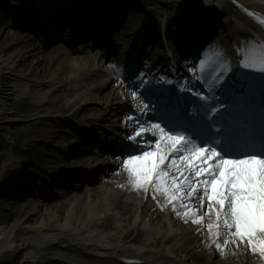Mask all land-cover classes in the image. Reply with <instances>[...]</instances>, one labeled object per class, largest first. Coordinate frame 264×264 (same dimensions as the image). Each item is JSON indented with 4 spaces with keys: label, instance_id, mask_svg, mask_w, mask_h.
Returning a JSON list of instances; mask_svg holds the SVG:
<instances>
[{
    "label": "bare ground",
    "instance_id": "obj_1",
    "mask_svg": "<svg viewBox=\"0 0 264 264\" xmlns=\"http://www.w3.org/2000/svg\"><path fill=\"white\" fill-rule=\"evenodd\" d=\"M21 1L24 2V6L16 7L7 3L10 11L19 14L16 21L20 29L23 25L26 26L24 30H33V24L39 28L40 22L37 19L42 12L44 15L55 14L53 19L49 17L51 25L62 23L61 21L66 18L76 19L77 22L80 20L78 30L85 29L82 33L89 27H97L93 21L98 15L101 18L104 12L105 14L113 12L109 23L115 25L118 17L124 14L122 9L125 3L130 2V0ZM239 1L264 12V0ZM138 2L141 3L142 13L147 16V23L140 29L145 31L146 39L153 37L150 32L155 22L159 24L161 32H164L166 22L167 29L175 27L181 29L187 15L205 13L208 17L215 9L224 15L222 40L228 55L235 56L234 50L238 46L240 48L245 46L243 40L259 37L254 31L259 29L233 6L230 0H206L205 8H201L197 0H138ZM182 4L184 8L180 7ZM178 14L179 19L172 22ZM132 15L133 12L128 18ZM34 19L36 21H33ZM71 26L68 24L65 27V33L71 30ZM22 37L24 35L15 34L14 39L7 45L0 44V193L4 195L14 192L19 194L21 189L31 187L28 173L20 171L25 166L26 157L18 155L15 147L16 137L12 129L17 119H20L19 116L32 115H23L17 111L13 104L15 99H32L34 111L39 115L54 111L61 114L64 111L83 108L87 103L97 105L102 109L99 111L100 114L95 108L90 109L92 111L90 117L81 120L83 124H80L76 131L77 135L92 141V134L90 135L87 129L90 127L87 118L97 119L98 122L101 114L106 116L119 113L127 102L126 93L121 87L116 86L111 69L103 63L107 57L105 54H102L105 57L98 60L94 54L80 55L78 53L81 52L79 49L83 48V43L69 53L57 50L50 55L48 66L42 68L41 73L37 75L32 72L43 66L42 59L34 57L30 64H26L28 51L18 48L22 43ZM52 37L55 36H48V39ZM45 44L52 45L48 42ZM183 48L188 49L189 46L184 44ZM126 56L128 53L122 55L120 63ZM74 111V115L80 113L79 110ZM64 118L65 116L56 117V122L68 124ZM33 119L36 120L37 115L33 116ZM45 123L39 121L38 125ZM35 124L36 122H31L30 125ZM113 131L117 129L114 127L106 129L103 132L105 136L97 140L96 144L103 142L104 147H113L112 141L116 140ZM54 136V130H32L25 145L36 142L48 144ZM81 136L74 137V141L78 142ZM106 138L111 142H106ZM78 146H72L75 154L70 155L74 157L66 159L69 164L82 161L84 153L78 152ZM22 151H25V148ZM24 153L27 156L31 154L29 150ZM93 154L95 156L91 157L89 163H92L90 168L96 177L97 186L88 185L86 189L84 186L78 191L73 188L72 192L67 191L64 201H59V204L52 202L48 197L28 205L24 204L15 220L0 224V264H126L122 261L124 257L138 258L142 264H264V260H261L258 254L238 253L234 256L229 252L226 257H220L214 247L206 248L201 242L203 237L195 231L196 225L190 221H181L170 209L161 210L151 195L146 196L143 190L132 189L127 183V174L122 169L120 170L122 173L113 174L111 170L100 172V168L107 171L109 165L116 166L115 157L107 156L106 162H103L99 159L98 152L93 151ZM96 170L99 171L96 173ZM56 171L57 168H54L50 173ZM2 203L0 201V204ZM30 214H36L39 219L35 224L25 225L31 219ZM139 226L149 231L145 244L127 245L124 240L128 232ZM152 237H159L165 244L170 242L178 244V247H184L185 251L187 250L184 260L176 256L173 249L177 247L169 248L167 251L157 249V241ZM187 245H194L198 250H202L205 260L195 257L192 254L194 249L186 248Z\"/></svg>",
    "mask_w": 264,
    "mask_h": 264
},
{
    "label": "snow or ice",
    "instance_id": "obj_2",
    "mask_svg": "<svg viewBox=\"0 0 264 264\" xmlns=\"http://www.w3.org/2000/svg\"><path fill=\"white\" fill-rule=\"evenodd\" d=\"M197 2L206 7V0ZM199 25L195 13L184 18L173 37L177 49ZM164 27L167 46V22ZM208 51L201 45L175 79L171 69L125 75L110 65L131 102L121 121L117 172H126L130 187L150 194L161 210L196 225L201 242L220 257L247 253L264 260V42L238 46L235 65L227 53Z\"/></svg>",
    "mask_w": 264,
    "mask_h": 264
},
{
    "label": "rangeland",
    "instance_id": "obj_3",
    "mask_svg": "<svg viewBox=\"0 0 264 264\" xmlns=\"http://www.w3.org/2000/svg\"><path fill=\"white\" fill-rule=\"evenodd\" d=\"M8 0H0V7H4L5 3L7 4ZM19 3V1H17ZM1 10V8H0ZM130 11V10H126ZM17 22L14 20V15H5L0 11V44L2 45H7L10 43L13 39L15 34H22L24 37L21 38L22 43L19 44L18 48H20L23 51H28V55L26 57V64H30L32 59L34 57L38 59H42V65L40 68H36L33 70L32 73L39 75L41 73L42 68H46L49 64V58L50 55H53L57 50H60L61 53L63 52H70L69 50L71 49L68 46L57 44V45H50L47 46L44 41L42 36H37L34 31L35 30H24V28H19L17 26ZM117 36L120 38L119 32H116ZM126 40V44L130 41L129 39ZM122 43V49L125 48V41L120 40ZM127 47V46H126ZM89 48L83 49L80 55H85V54H91L94 51L93 50H88ZM32 52V54H31ZM27 54V52H26ZM32 55V56H29ZM107 91V90H106ZM105 91V92H106ZM104 92V93H105ZM54 97V96H53ZM52 97V98H53ZM12 103V101H11ZM13 104L15 105V109L19 112H22L23 115H32L28 117H20V119H17L18 121L15 122L16 125L13 126V131L12 133L14 134L15 138V147L16 151L18 152V155H24L26 157L25 159V166L22 168L23 170L20 169L21 172L28 173L29 176L32 178H37L38 175H43L44 171L43 170H53L55 167H65V168H70V165H66L63 160L58 157L60 154L57 151V148L60 146L64 147L68 145L71 142L70 137L74 135V128L71 124H63L56 122V117H62L65 116L64 119L70 123V121L75 122L77 124H83L81 123V120H83L86 117H90V109L95 108V111H98V114H100L99 111H102L100 107L97 105H94L93 103L85 105L83 108L80 109H73L71 111H64L61 114H58L54 111V113H41L40 115L37 114L34 110V103L32 99L29 98H19L15 99ZM13 109V111L15 110ZM74 110H79L80 113L78 115H74L75 111ZM105 114V113H104ZM37 115V119H33V116ZM31 118V120H30ZM106 118V122L103 123L104 127H110L111 125L117 123V118L116 116H104ZM88 123L92 122V119L87 118ZM96 120V119H94ZM39 121H45L46 123L43 125H38ZM31 122H36L35 125H30ZM93 124H96V122H93ZM45 129H50L54 130L55 136L48 142V144H26V140H28V136L30 135L32 130H45ZM23 148H25V151L29 150L31 154L27 156L24 152L22 151ZM95 150V148H92ZM90 154H85L83 156L84 162L81 166L86 167L88 164V159L90 158ZM63 159V158H62ZM87 159V161H86ZM65 161V160H64ZM29 164V165H28ZM26 165H28L26 167ZM19 172V171H18ZM38 181V179H37ZM97 186V184H96ZM57 192H59L57 189H55ZM24 198H19L18 196H14L13 194H1L0 193V201L3 203L0 204V224H5L8 222H12L13 220L16 219L17 214L19 213L21 207H23L24 204H29L32 202H35L37 199H31V194L25 193ZM18 197V198H17ZM33 198V197H32ZM63 199L65 198H57L53 199L52 202H56L59 204V201H64ZM38 201V200H37ZM49 202V201H47ZM154 201L152 202V204ZM25 206V205H24ZM62 207V206H61ZM150 207V206H148ZM31 219L28 220V223L25 225H30V224H35L36 220L39 219V217L36 214H30ZM162 217V216H160ZM149 231H147L145 228L142 226H139L138 228L131 229L124 242H126L127 245H134V246H142L145 244L146 239L148 238ZM153 240L157 241V249L165 250L167 251L169 248L177 247L174 248L173 250L176 251V256L184 260L186 256V251L184 247H178L174 243H167L165 244L164 241H162L159 237L153 238ZM175 245V246H174ZM186 247V246H185ZM186 248H191L194 249V252L192 254L195 257H200L201 260H205L204 254L202 253V250H198L197 248L194 247V245H187ZM196 251V252H195ZM188 254V253H187ZM175 256V257H176ZM189 259V256H187ZM200 260V262H201ZM199 262V260H198Z\"/></svg>",
    "mask_w": 264,
    "mask_h": 264
}]
</instances>
